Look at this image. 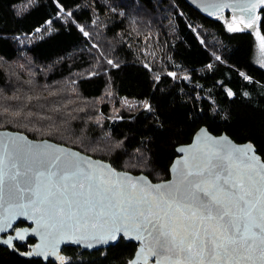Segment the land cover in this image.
<instances>
[{
	"label": "trees",
	"instance_id": "obj_1",
	"mask_svg": "<svg viewBox=\"0 0 264 264\" xmlns=\"http://www.w3.org/2000/svg\"><path fill=\"white\" fill-rule=\"evenodd\" d=\"M231 21L186 0H0V130L155 182L202 126L264 157V69L253 60L264 8L256 31H229ZM33 243L0 246V264H57L23 256ZM137 248L122 238L63 252L66 264H129Z\"/></svg>",
	"mask_w": 264,
	"mask_h": 264
},
{
	"label": "snow or ice",
	"instance_id": "obj_2",
	"mask_svg": "<svg viewBox=\"0 0 264 264\" xmlns=\"http://www.w3.org/2000/svg\"><path fill=\"white\" fill-rule=\"evenodd\" d=\"M262 7L264 0H247L239 11L248 22L233 17L244 28L228 30L254 28ZM21 139L0 142V207L9 212L0 232L14 215L33 219L31 231L45 243L27 255L55 256L60 242L74 236L76 243H108L133 232L143 247L129 264L150 257L156 264H264V163L250 145L235 148L202 130L203 148L178 149L190 154L176 162V179L151 185L78 153L35 152ZM26 231L0 243L23 241Z\"/></svg>",
	"mask_w": 264,
	"mask_h": 264
},
{
	"label": "water",
	"instance_id": "obj_3",
	"mask_svg": "<svg viewBox=\"0 0 264 264\" xmlns=\"http://www.w3.org/2000/svg\"><path fill=\"white\" fill-rule=\"evenodd\" d=\"M191 6H193L196 10H198L200 13L206 16H220L225 14L226 12H229L231 14V20L233 21V17H240L243 15L245 23L248 22L249 16L248 13H242L239 11L240 8L244 7L245 4L247 3V0H186ZM264 7L259 8L254 15H257L260 17L261 11L263 10ZM260 20V19H259ZM259 20L255 22V25L257 26L259 23ZM239 27L244 28L243 23H239V20L235 21ZM254 26V28L256 27ZM252 28V29H254ZM247 29V28H246ZM202 130L206 131L210 137L213 139H222V138H227V140L230 142V144L235 147V148H240L244 149L245 146L250 145L252 148V153L254 154L261 163H264V157L258 152L257 147L255 144L251 141L248 142H237L234 140L231 136H229L226 132L222 134H214L212 133L207 126H202L194 135L192 141L189 144H184L180 145L177 147V152L178 149L181 147H184L186 149H189L190 152H196L200 148H203L205 146V143L207 142H201L200 137L202 135ZM17 138H23L21 139V143H23L25 146L28 145H34L36 146L33 151L35 152H56L58 154H63L67 152H72V153H78L80 157H83L85 159L91 158L93 162L101 163L106 166H110L112 169H115L117 173L120 174H128L130 177L136 179V180H141L143 181L144 178H146L147 182L150 183L151 185H157V184H162L168 181H172L176 179V170L174 166H177V161L183 157V156H188L190 152H185V153H180L178 152V157L174 160L170 167V173L171 177L167 180L160 181V182H155L153 181L148 175L141 173V174H134L130 171H125V170H118L116 169L110 162L99 159V158H94L78 149L54 142L49 139H33L29 137L27 134L19 132V131H12V130H0V142L6 141V140H11V139H17ZM9 215L8 209L4 207H0V222H2L7 216ZM20 222L25 223L23 226H18ZM37 225L35 221L31 218H28L26 216H19V215H14L12 216L11 219V227L7 228L5 232H0V241L8 239L9 237H15L17 231L24 232L26 231V239L21 241L17 239H13V244L12 246L5 245L3 243H0V246L7 247L11 250H14L16 248L15 244L18 242H26L29 239H34L35 243H33L30 246V250L26 253H23L22 255L27 257V258H37V259H43L45 262H48L49 260L54 261L57 264H64V261L60 260V257H64L66 261V254L63 252L64 247L68 245H73L80 247L82 251H94V250H99L101 248H107L109 246L116 245L122 238H124L128 242H134L138 244V248L133 256V258L130 260H136L139 259L138 253L141 252V249L143 247V242L140 240L136 239V234L133 232H129L126 235H118L116 241H110L108 243H98L95 240L91 239H86L82 240L80 243H76L75 240L78 238L76 236L72 237V242H68V239L65 238L63 239L57 250V254L55 256L48 255V256H42V255H27L29 252H35L36 251V245H43L45 243V238H43L41 235L34 234L32 233V229L36 228ZM91 244L92 247H88V245ZM156 257H150L147 264H156ZM129 261V262H130Z\"/></svg>",
	"mask_w": 264,
	"mask_h": 264
},
{
	"label": "rangeland",
	"instance_id": "obj_4",
	"mask_svg": "<svg viewBox=\"0 0 264 264\" xmlns=\"http://www.w3.org/2000/svg\"><path fill=\"white\" fill-rule=\"evenodd\" d=\"M232 24H235L238 26L236 23L232 22ZM262 35L260 32L256 31L254 33V42H255V53L253 56V60L255 64H257L259 67L264 69V45L261 44V41L258 39V35Z\"/></svg>",
	"mask_w": 264,
	"mask_h": 264
},
{
	"label": "flooded vegetation",
	"instance_id": "obj_5",
	"mask_svg": "<svg viewBox=\"0 0 264 264\" xmlns=\"http://www.w3.org/2000/svg\"><path fill=\"white\" fill-rule=\"evenodd\" d=\"M258 26V25H257ZM257 26L254 28V31H256V29H257ZM23 226V225H22Z\"/></svg>",
	"mask_w": 264,
	"mask_h": 264
},
{
	"label": "bare ground",
	"instance_id": "obj_6",
	"mask_svg": "<svg viewBox=\"0 0 264 264\" xmlns=\"http://www.w3.org/2000/svg\"><path fill=\"white\" fill-rule=\"evenodd\" d=\"M16 245V244H15Z\"/></svg>",
	"mask_w": 264,
	"mask_h": 264
}]
</instances>
